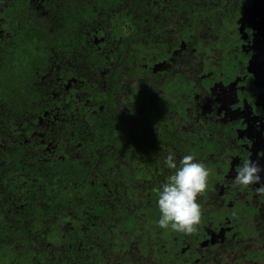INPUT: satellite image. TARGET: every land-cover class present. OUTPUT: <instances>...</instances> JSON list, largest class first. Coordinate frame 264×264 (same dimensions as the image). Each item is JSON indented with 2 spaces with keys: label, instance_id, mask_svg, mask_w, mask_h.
Returning a JSON list of instances; mask_svg holds the SVG:
<instances>
[{
  "label": "flooded vegetation",
  "instance_id": "obj_1",
  "mask_svg": "<svg viewBox=\"0 0 264 264\" xmlns=\"http://www.w3.org/2000/svg\"><path fill=\"white\" fill-rule=\"evenodd\" d=\"M63 1L0 0V157L10 156L18 144L20 160L30 153L41 167L46 155L62 157L76 148L70 142L68 150L64 147L60 130L67 124L93 125V117L107 111L121 129L130 123L142 133L153 132L162 113L171 134L163 139L156 134L154 163L170 175L165 163L169 154L177 160L195 154L210 173L206 191L197 198L202 211L197 231L178 233L180 238L169 231L170 249L161 246L174 254L175 262L169 264H264V194L256 192L259 185L234 183L245 160L264 166V0H232L230 6L229 0H215L212 13L197 22L184 5L170 9V0H162V6L153 0L158 6L149 16L157 17L156 31L152 35L142 29L152 46L138 55L131 48L133 39L119 47L123 39L114 32L136 39L140 30L128 33L122 19L113 23V10H97L89 20L82 17L85 27L74 22L68 29L73 41L66 43ZM212 1L201 0L207 8ZM219 12L232 18V27L220 28ZM141 13L142 23L149 24L145 11ZM76 37L82 42L77 50ZM120 53L125 67L116 68L119 73L107 89L108 66H118ZM76 55L91 57L89 65L78 68ZM105 59L106 68L101 64ZM206 61L213 62L212 71H206ZM33 97L42 107L38 114L30 109ZM193 142L203 143L196 153ZM141 153L148 154L146 147ZM25 165L0 161L4 174L27 172ZM195 248L199 252L191 262L186 257Z\"/></svg>",
  "mask_w": 264,
  "mask_h": 264
},
{
  "label": "trees",
  "instance_id": "obj_2",
  "mask_svg": "<svg viewBox=\"0 0 264 264\" xmlns=\"http://www.w3.org/2000/svg\"><path fill=\"white\" fill-rule=\"evenodd\" d=\"M157 1L158 5H164V1ZM169 2L170 9L181 8V5L192 9L189 15L194 22L204 19V13L211 14L215 5V0L209 8L201 0H192L191 5L188 2L178 4L176 0ZM231 2L229 0V6ZM63 4L66 43L73 41L74 36L69 32V26L80 21L85 27L82 17L89 20L90 13L102 9L107 13L113 10V23L124 20L128 24L125 27L128 33L140 30V39L114 32L115 37L123 39L119 47L124 48L134 40L131 48L138 55L141 48L152 46V42L145 41L146 33L142 29L152 35L156 31L153 22H157V17L149 16L150 9L158 6L153 0H64ZM141 10L145 11L149 24L142 23ZM219 13L223 15L220 25L223 29L224 21L230 18ZM119 28L120 25L112 29ZM196 41H193L195 48ZM81 45L76 37V50ZM76 57L78 68L89 65L91 57ZM116 62L118 66L111 67L106 59L101 60L102 66H108L110 70L107 89L119 73L116 68L125 67L121 53ZM106 97L110 101L109 91ZM35 98L30 109L33 114H38L42 107ZM158 116L164 123L161 122L153 132L145 130L144 133L130 123L121 129V124L107 111L93 117V125L84 121L75 127L67 124L60 130L66 137L64 147L67 149L71 143L76 148L70 147L72 150L67 149L70 155L63 154L62 157L46 155L48 161L41 167L36 165L37 158L33 154L26 153L20 160L18 149H23L18 144L9 150L10 156L0 157L4 166L10 161L28 163L25 165L27 172L20 170L13 175L4 174L0 167V264L174 263V254L162 249L161 237L160 241L143 243L150 231L160 235L163 231L156 225L159 215L156 190L167 181L169 173L151 158L156 152V134L163 139L171 134V130L169 122L163 121L165 115L160 113ZM122 119L128 122L123 116ZM49 133L55 137L53 131ZM201 145L202 142L200 146L193 142L192 151L196 153ZM145 147L149 155H141ZM183 147L188 148V144ZM174 236L180 238L178 233Z\"/></svg>",
  "mask_w": 264,
  "mask_h": 264
},
{
  "label": "clouds",
  "instance_id": "obj_3",
  "mask_svg": "<svg viewBox=\"0 0 264 264\" xmlns=\"http://www.w3.org/2000/svg\"><path fill=\"white\" fill-rule=\"evenodd\" d=\"M165 163L171 173L156 190L159 213L156 225L161 230L191 235L201 222L202 211L197 198L208 187L209 169L192 154L179 160L169 154ZM234 183L244 187L259 185L256 192L264 194V166L256 160H245L235 172Z\"/></svg>",
  "mask_w": 264,
  "mask_h": 264
},
{
  "label": "rangeland",
  "instance_id": "obj_4",
  "mask_svg": "<svg viewBox=\"0 0 264 264\" xmlns=\"http://www.w3.org/2000/svg\"><path fill=\"white\" fill-rule=\"evenodd\" d=\"M246 1H249V0H246ZM257 1H256V3H259L260 2V0H257ZM249 7H252V8L254 7L253 9L255 10V6H251V4L249 5ZM254 10H250V11L251 12H254ZM231 19L230 20L229 19L228 20L226 19L224 21V29L225 30L233 26L232 23L229 25V22L231 21ZM193 30H198V27H196V25H194L193 26ZM209 34L212 35L211 33H209ZM210 35H208V37H211ZM213 35H216V34H213ZM205 65L207 67L206 71H212L213 70V67H214L213 62L206 61ZM195 66H196L197 72H199L200 71V68H199V65H198L197 62H195ZM156 217L158 218V216H156ZM171 232L172 231L170 230V233ZM167 234L169 235V230H163L162 231V235H160L157 231L152 230V231H150V234L149 235H146V237L143 238L145 240V241H143V243H151L153 241H157V239H160V237H161V239H163L162 240L163 242L161 243V246H164V248H166L167 250H169L170 247H171L170 243H171L172 238L169 237ZM195 249L196 250L193 251L194 254H191L192 255L191 259H190V256L191 255H187V257H186V259H188L191 262L194 261V259L197 256L196 254H198V252H199L198 248H195ZM117 251L119 253H121L120 250H117ZM114 254H116V252L115 253H112V255H114ZM149 263L151 264V262H149Z\"/></svg>",
  "mask_w": 264,
  "mask_h": 264
}]
</instances>
